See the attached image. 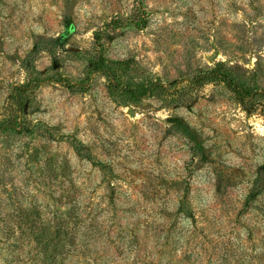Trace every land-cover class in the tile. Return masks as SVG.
<instances>
[{
	"label": "rangeland",
	"instance_id": "rangeland-1",
	"mask_svg": "<svg viewBox=\"0 0 264 264\" xmlns=\"http://www.w3.org/2000/svg\"><path fill=\"white\" fill-rule=\"evenodd\" d=\"M263 94L264 0H0V264H264Z\"/></svg>",
	"mask_w": 264,
	"mask_h": 264
},
{
	"label": "trees",
	"instance_id": "trees-1",
	"mask_svg": "<svg viewBox=\"0 0 264 264\" xmlns=\"http://www.w3.org/2000/svg\"><path fill=\"white\" fill-rule=\"evenodd\" d=\"M103 63H104V60L100 58L99 62L95 63V71H98V70L107 71L104 68ZM202 80L206 81L204 84L223 83L235 93L239 101H241V104L245 105L249 101L252 104L251 96H254L255 91L254 90L250 91L246 89V87L243 84L237 83L236 79L232 76V74L223 69V65L217 66L215 69L209 72L206 78L203 77ZM159 89H162L160 85L148 83V84H143L139 86L138 89L136 90H133V91L129 90V95L134 97L135 99H140L142 97H145L146 95L155 93ZM16 98H18V105L22 107L23 97H19V94H16Z\"/></svg>",
	"mask_w": 264,
	"mask_h": 264
}]
</instances>
